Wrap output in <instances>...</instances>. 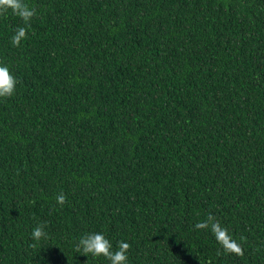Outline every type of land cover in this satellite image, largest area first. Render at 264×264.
<instances>
[{
    "label": "trees",
    "instance_id": "obj_1",
    "mask_svg": "<svg viewBox=\"0 0 264 264\" xmlns=\"http://www.w3.org/2000/svg\"><path fill=\"white\" fill-rule=\"evenodd\" d=\"M26 3L30 25L0 16L18 81L0 99V264H109L75 251L89 232L129 243L128 264H264V0ZM209 214L243 256L194 228Z\"/></svg>",
    "mask_w": 264,
    "mask_h": 264
},
{
    "label": "clouds",
    "instance_id": "obj_2",
    "mask_svg": "<svg viewBox=\"0 0 264 264\" xmlns=\"http://www.w3.org/2000/svg\"><path fill=\"white\" fill-rule=\"evenodd\" d=\"M9 12L20 18L25 25H30L31 19L37 14L36 9L26 3V0H0V16H4ZM27 34V27H17L11 38L12 45L20 47L21 42L27 38ZM17 83L18 81L10 72V69L0 64V99L11 98L16 92ZM56 201L62 207L67 202V197L64 193H60L57 195ZM45 228L46 223L38 224L32 231V239L40 241L46 238ZM194 228L196 230L210 229L225 253L237 256L244 255L242 246L232 238L228 229L223 227L214 215L209 214L205 220L197 222ZM241 239L245 238L241 237ZM31 247H35V244L31 245ZM130 247L129 243L120 241L116 250H113L112 243L104 234L89 232L79 238L75 251L82 253L86 257L89 255L95 258L104 257L109 261V264H128Z\"/></svg>",
    "mask_w": 264,
    "mask_h": 264
}]
</instances>
